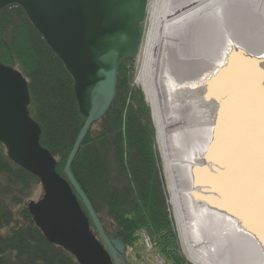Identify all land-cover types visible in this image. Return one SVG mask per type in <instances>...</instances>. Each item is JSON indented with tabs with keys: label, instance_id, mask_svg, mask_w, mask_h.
<instances>
[{
	"label": "water",
	"instance_id": "95a60500",
	"mask_svg": "<svg viewBox=\"0 0 264 264\" xmlns=\"http://www.w3.org/2000/svg\"><path fill=\"white\" fill-rule=\"evenodd\" d=\"M13 5L25 11L64 64L86 118L64 178L56 158L41 144L42 129L29 109L27 79L0 62V143L9 159L36 177L43 189L38 201L27 204L29 213L47 240L79 264H129L127 246L107 235L72 165L90 128L113 105L121 61L138 58L149 0H0V11ZM206 98L218 107V117L203 164L193 170L194 187L244 221L264 250L262 61L237 49L207 83Z\"/></svg>",
	"mask_w": 264,
	"mask_h": 264
},
{
	"label": "trees",
	"instance_id": "16d2710c",
	"mask_svg": "<svg viewBox=\"0 0 264 264\" xmlns=\"http://www.w3.org/2000/svg\"><path fill=\"white\" fill-rule=\"evenodd\" d=\"M0 62L27 79L29 109L42 129L41 144L66 178V162L86 118L73 78L17 5L0 11ZM135 77V62L122 60L113 105L90 128L72 173L107 235L127 246L129 264H146L143 231L151 236L154 252L168 264H189L181 253L168 204L152 110L143 90L133 85ZM38 185L39 180L14 164L0 143V264H79L47 240L29 213L26 201ZM91 229L97 234L92 221Z\"/></svg>",
	"mask_w": 264,
	"mask_h": 264
},
{
	"label": "bare ground",
	"instance_id": "6f19581e",
	"mask_svg": "<svg viewBox=\"0 0 264 264\" xmlns=\"http://www.w3.org/2000/svg\"><path fill=\"white\" fill-rule=\"evenodd\" d=\"M237 49L264 67V0H158L135 82L153 108L169 208L193 264H264V250L245 222L193 184L218 117L207 83Z\"/></svg>",
	"mask_w": 264,
	"mask_h": 264
},
{
	"label": "rangeland",
	"instance_id": "374dc122",
	"mask_svg": "<svg viewBox=\"0 0 264 264\" xmlns=\"http://www.w3.org/2000/svg\"><path fill=\"white\" fill-rule=\"evenodd\" d=\"M157 1L158 0H149L148 10H147V17H146V20H145V22L143 24L144 32H142L141 47H140L138 58L135 61L136 77H135V81H134L133 85H135L136 79H137V77L139 75L140 66H141V63L143 61V58H144V55H145V52H146V48H147L148 43L150 41L151 33L153 31V15H154L155 6H156ZM150 107H151V105H150ZM152 115H153V109H152ZM156 143H157V151L159 153L160 163H161L162 171H163V175H164V177H163L164 178V182H165L166 187H167V193H169L168 181H167L166 173L164 171V164H163L162 154H161V150H160L159 143H158V138H157ZM42 196H43V189H42L41 185L34 186L32 191H31V193L29 194V198L27 199L26 204H28L30 201H38ZM169 199H170V193H169ZM170 212H171V215H172V218H173V221H174L173 213H172L171 210H170ZM182 253H183V251H182ZM183 257L187 260V262L189 264H193L191 261H189L186 258L184 253H183ZM169 264H171V263H169Z\"/></svg>",
	"mask_w": 264,
	"mask_h": 264
},
{
	"label": "built area",
	"instance_id": "2783aa9c",
	"mask_svg": "<svg viewBox=\"0 0 264 264\" xmlns=\"http://www.w3.org/2000/svg\"><path fill=\"white\" fill-rule=\"evenodd\" d=\"M143 242H144V246H145L146 250L148 252H151L153 246H152L150 237L146 233H143ZM153 264H164V261L159 256H155L153 258Z\"/></svg>",
	"mask_w": 264,
	"mask_h": 264
}]
</instances>
